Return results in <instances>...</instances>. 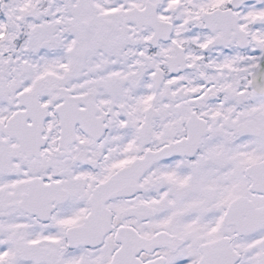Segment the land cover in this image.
Listing matches in <instances>:
<instances>
[{
    "label": "snow or ice",
    "instance_id": "6c2138e0",
    "mask_svg": "<svg viewBox=\"0 0 264 264\" xmlns=\"http://www.w3.org/2000/svg\"><path fill=\"white\" fill-rule=\"evenodd\" d=\"M0 264H264V0H0Z\"/></svg>",
    "mask_w": 264,
    "mask_h": 264
}]
</instances>
